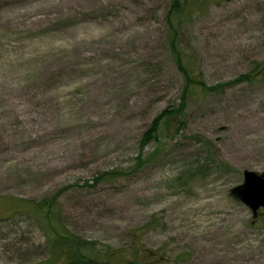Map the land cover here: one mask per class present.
<instances>
[{"label": "rangeland", "instance_id": "1", "mask_svg": "<svg viewBox=\"0 0 264 264\" xmlns=\"http://www.w3.org/2000/svg\"><path fill=\"white\" fill-rule=\"evenodd\" d=\"M193 1L178 47L218 88L178 115L172 0H0V264L49 256L15 213L52 197L58 229L94 251L264 264V216L230 194L264 173V0Z\"/></svg>", "mask_w": 264, "mask_h": 264}, {"label": "trees", "instance_id": "2", "mask_svg": "<svg viewBox=\"0 0 264 264\" xmlns=\"http://www.w3.org/2000/svg\"><path fill=\"white\" fill-rule=\"evenodd\" d=\"M172 6L167 12L169 19V34L168 44L171 47L173 58L175 59L177 69L183 76L184 88L182 95V102L179 106L176 114L181 115L182 110L184 109V100L187 97L193 96L195 93H211L216 92L217 86L207 87L203 83L199 71L194 67L193 62L183 60L182 53L178 47V38L176 34L179 31L181 22L185 21L186 17H189L193 14L191 12L196 6L195 1L193 0H172ZM251 76H245L246 79H249ZM168 119L166 113H161V116L156 118L151 124L150 130L145 132L142 135L143 140H150L151 138H158V134L161 131L163 124L166 123ZM56 198L52 197L48 201H28V200H19L18 203L23 204L25 210H19L15 214L27 215L29 219H32L37 223L40 231L44 236H46V244L44 246L42 254L46 252L49 256L43 261L33 262L32 264H46L45 262L52 257H56L57 260L62 261L64 264H155V261L151 260L152 256H148L147 252H141L140 255L138 252L134 251L133 254L128 255V257H123L124 253L119 251L108 250L107 252L96 250L94 251L91 248V244H86L83 241H75L71 237L64 235L60 231L59 224L56 220L55 209L53 208ZM2 221V220H1ZM19 251V250H18ZM9 255L23 260H28L27 253L18 254L14 251H10ZM61 255H65V259L61 260Z\"/></svg>", "mask_w": 264, "mask_h": 264}, {"label": "water", "instance_id": "3", "mask_svg": "<svg viewBox=\"0 0 264 264\" xmlns=\"http://www.w3.org/2000/svg\"><path fill=\"white\" fill-rule=\"evenodd\" d=\"M243 178L242 184L231 188L230 194L249 207L255 217L260 207L264 210V174L245 171Z\"/></svg>", "mask_w": 264, "mask_h": 264}, {"label": "bare ground", "instance_id": "4", "mask_svg": "<svg viewBox=\"0 0 264 264\" xmlns=\"http://www.w3.org/2000/svg\"><path fill=\"white\" fill-rule=\"evenodd\" d=\"M237 161H238V160H237ZM239 161H240V160H239ZM239 161H238V162H239Z\"/></svg>", "mask_w": 264, "mask_h": 264}]
</instances>
